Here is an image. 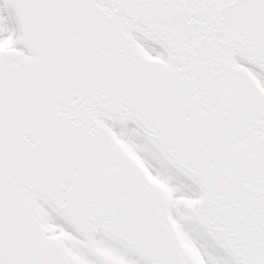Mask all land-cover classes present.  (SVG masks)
I'll return each instance as SVG.
<instances>
[{"label":"snow or ice","instance_id":"snow-or-ice-1","mask_svg":"<svg viewBox=\"0 0 264 264\" xmlns=\"http://www.w3.org/2000/svg\"><path fill=\"white\" fill-rule=\"evenodd\" d=\"M0 264H264V0H0Z\"/></svg>","mask_w":264,"mask_h":264}]
</instances>
